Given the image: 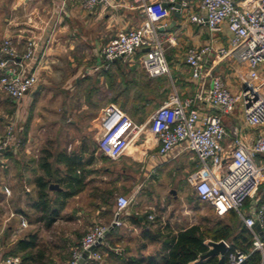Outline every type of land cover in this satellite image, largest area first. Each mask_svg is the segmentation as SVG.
I'll return each mask as SVG.
<instances>
[{
    "label": "crops",
    "instance_id": "obj_1",
    "mask_svg": "<svg viewBox=\"0 0 264 264\" xmlns=\"http://www.w3.org/2000/svg\"><path fill=\"white\" fill-rule=\"evenodd\" d=\"M111 1L112 7L99 5L94 11L89 12L71 3L63 8L64 0H0V44L4 38H12L17 49L23 52L26 39H34L38 43L36 59L28 66L38 75L39 84L36 90L19 103L11 101L5 95H0V138L5 134L8 124L14 123L15 127L17 126L15 138L20 141L18 146L11 147L0 156V211L4 210L10 215L9 221L13 220L18 224L17 229L9 237L12 241L26 238L17 236L28 228L36 226L50 231L62 221L88 222L87 217L90 216L81 204L82 198H87L89 204H92L95 195L99 197L105 189L112 188L115 191L113 198L116 201L118 193L129 194L124 189L122 179L129 180L133 177L130 172L131 162L137 160L143 162L141 164H144L145 170L149 173L162 165L164 161L158 156L159 147L156 139L152 142L144 139L136 147L131 146L125 155L116 161L123 162L120 170L106 167L104 156L97 150L103 110L111 104L121 103L123 109L118 107L130 118L138 116V112L142 109L147 112L154 101L152 96L165 93L162 82H165L167 77L174 89L171 95L177 94L182 100L194 97L203 86L206 88L210 86L212 77L207 76L203 80L204 83L192 79L191 70L185 61L188 50L211 43L215 50L229 46L230 35L226 25L223 27V32L211 35L206 25L191 21L193 15L206 16V13L200 9L198 1L191 3L182 13L169 9V16L159 24L158 32L164 42L165 55L170 64V76L151 79L146 75L149 79L141 83L136 81L137 69L134 65L126 64L127 60L106 63L103 50L121 32L142 26L145 21L142 4L134 0ZM159 1L166 0H151L152 3ZM176 14L179 16L177 17ZM143 53L144 51H140L136 55L141 59ZM231 60L238 64L234 57L222 58L214 53L207 69L212 76H220L232 93H237L240 90V82L238 85L235 73L229 67ZM129 82L131 84L134 82L137 88L139 87V99L131 98L132 91L124 84ZM45 99L53 103L49 115L34 117L31 128L24 129V123L27 122L23 121L25 114L31 110L37 112L43 106ZM100 100H103L105 106H99ZM140 100L145 104L137 109L138 107L135 106ZM129 103L133 104L129 107ZM99 107L101 113L95 114L92 109ZM9 109L16 110L10 120ZM207 110L209 109H204ZM90 117L93 122L98 123V136L93 134L90 136L91 129L83 125ZM223 120L227 130V137L223 142L226 150H229L237 137L251 145L259 133L258 129L246 125L244 111L236 110L234 114L224 116ZM38 122L44 125L40 130H34ZM73 129L80 132V137L63 143L61 136L66 137ZM46 135L53 137L51 139L53 143H50V147L42 149L41 138H45ZM40 148L43 150L42 153ZM188 152L190 151L179 149L171 157L178 158L179 163L194 171V174L199 164L197 162L190 165L193 157H188L186 155ZM62 155L66 157L62 159ZM72 158L80 159L78 174L85 177L84 188L75 189V195L67 201L61 218L52 228L46 229L43 223L36 222L39 212L33 208L38 198L36 180L45 174L42 163L47 159L51 165L50 172L53 178L50 182L58 185L59 189L52 190L50 195L56 198L57 195L53 191H72L68 188L69 183L62 181L69 175L67 164ZM257 160L262 163L264 157L257 156ZM189 185L191 186L190 183ZM261 193L264 196V188ZM258 199L264 200V197ZM97 202L99 203V200ZM208 206L216 215L213 207ZM248 209L249 204H246L245 210ZM94 211L97 217L110 219L109 233L114 228L111 225L116 219V211H113V216L104 215V209ZM133 215L145 216L135 208L129 207L119 215V219L124 228L130 230V241H144L141 238V226L131 222ZM92 218L90 224L97 225ZM222 218H227V214ZM240 221L242 222L241 219ZM108 233L104 241H124L122 237H108ZM261 235L264 239V234ZM83 237L61 231L55 241H80ZM70 261L71 259L64 264H70Z\"/></svg>",
    "mask_w": 264,
    "mask_h": 264
},
{
    "label": "built area",
    "instance_id": "obj_2",
    "mask_svg": "<svg viewBox=\"0 0 264 264\" xmlns=\"http://www.w3.org/2000/svg\"><path fill=\"white\" fill-rule=\"evenodd\" d=\"M134 1L142 4L145 21L141 27L121 32L112 39L103 50V58L106 63H111L130 59L144 51L141 66L151 79L170 76V64L158 32L159 24L169 16V9L182 13L191 3L198 1L206 16H191L193 23L206 25L211 35L223 32L224 25L227 26L230 35L227 48L215 50L211 43L189 49L186 54L185 61L192 79L204 83L203 80L210 76V86H203L192 98L182 100L177 94L171 95L149 120V131L158 143V156L164 162L179 149L196 155L200 167L189 177L195 194L202 203L212 206L218 217L230 212L238 214L254 236L252 250L261 253V264H264V239L257 232V226L264 232V200L257 198L264 167L256 163L257 156L264 157V0ZM70 3L89 12L99 5L112 7L111 0H64L62 7ZM37 49L38 43L34 39H26L23 52L17 49L12 38L2 40L0 95L19 103L36 90L38 75L28 66L36 59ZM214 53L222 58L234 57L244 67L243 71H237L238 93H232L220 76L208 73V62ZM238 107L245 113L246 125L258 129L259 133L251 145L237 137L226 150L223 142L227 130L223 117L234 114ZM15 128L14 123L8 124L0 138V156L20 144L15 138ZM145 128L146 125L139 126L117 105L111 104L103 110L97 150L111 161H118L130 144L141 141ZM246 204H249L248 210H245ZM129 206L128 197H117L115 227L123 225L119 215ZM109 228L93 226L73 249L70 264H79L86 251L89 254L85 264L101 261L102 255L97 247L103 245ZM223 242L228 248L225 264L246 263L247 254L233 249L227 241ZM21 262L20 257L0 258V264Z\"/></svg>",
    "mask_w": 264,
    "mask_h": 264
},
{
    "label": "rangeland",
    "instance_id": "obj_3",
    "mask_svg": "<svg viewBox=\"0 0 264 264\" xmlns=\"http://www.w3.org/2000/svg\"><path fill=\"white\" fill-rule=\"evenodd\" d=\"M126 64H132L134 65L135 69H137V73L135 75L136 81L145 83L149 79L143 71L140 57L138 55H134L129 60L127 59ZM229 64L230 69L233 73H235L234 76L237 84L239 85L240 81L238 79L237 71H243L244 67L239 63L237 64V62L233 60H231ZM167 79L170 81L168 77ZM124 84H126L132 91L131 98H138L140 91L139 87L137 88L134 82L132 84L130 82L129 84ZM168 89L169 93L167 92V88L164 86L163 91H165V93H158L159 95L154 94L152 96L154 98V101L153 104H151V107L148 108L147 112L142 109L140 110V112H138V116L132 117L130 115L133 121L139 126L146 125V128L144 129L140 137L141 141L144 139L150 140L151 142L155 141V138L149 131L150 125L148 122L155 111L159 107H161L169 98V96L174 92L171 81L170 87ZM47 93L48 91L46 92V94ZM26 97L24 99H26ZM124 99L126 100L127 98L125 97ZM52 104V102L45 99V101H43L42 103L43 106L37 112H33L34 110H31L29 111V113H26L23 118V121H27L24 123V129L31 128L32 120L34 117L40 118L41 115H44V117L45 115H49ZM131 104L133 103H129V107L131 106ZM144 104V101L140 100V102L136 103L135 107H138L137 109H139L141 106L143 107ZM99 106H105V104H103V100H100ZM117 106L123 109L121 107V103H118ZM92 110L93 112H95V114L101 113L100 107ZM237 110L243 111L240 107H238ZM15 111V109H9V120L13 117ZM75 117L76 114L74 115V118ZM142 119H144V121H142ZM18 120L19 119L17 118L16 121ZM43 125L44 124L42 122H38L34 130H40ZM83 125L91 129L90 136H92V134L98 136V123L93 122L91 117L90 119H86L85 124ZM71 131L72 132H70L66 137L64 135L61 136L64 140L63 143L70 142L71 140L80 137V132H77L76 129H73ZM17 135L19 139V134L17 133ZM50 137H47L46 135L45 138H41L43 143L41 146L42 149L43 147H50V143H53L51 142V139L53 137ZM140 142H137L135 145L133 143L131 146L136 147L138 144H140ZM42 149L40 150L41 153L43 151ZM186 155L188 157H193V161L190 162V165H194L198 162V159L194 153L188 152L186 153ZM98 156L101 157L100 154H98ZM183 157L186 158V156ZM122 163L123 162L105 161V166L118 171L122 168ZM141 163L143 162H140L139 160H137V162H131L132 166H130V172H132L133 177L129 180H126V178L122 179V184L125 186L124 189L128 191L129 194H126L124 192L118 193L116 198L120 195L128 197L130 199V207L135 208L139 213H142V215L147 214L149 216L150 222L154 224V227L161 225H170L172 228L178 230L180 228H187L193 225L211 227L217 220L220 219H223L227 222L229 221L228 218H220L216 216L208 205L198 202L197 196L188 182V177L193 174L194 171L179 163L178 158H169L167 162H163L162 165L160 164L156 168V170H153L152 173L147 172L145 170L146 167ZM256 163L258 166H264V162L260 163V161L257 160ZM125 165L127 166L128 164ZM263 188L264 171L263 180L261 181L259 191L257 192L258 198L264 197L261 193ZM173 192H175L176 195H174ZM81 200L82 206L86 208L90 216L87 217L88 222L84 220L80 223L62 221L59 222V224L50 231L36 226L34 228H28L17 237L23 238L27 237L31 233H37L40 239L41 249L47 251L48 263L50 264L51 262L53 264H64L71 259L72 249L77 247V245L81 243V240L55 241L59 232L68 231L75 235L79 234L85 236V234L93 227L92 224H90L92 222V217V219H95V221L97 222V225L108 227L110 225V219H107L103 216H98V218L95 215L94 208L91 203L89 204V200L87 198H82ZM104 208L108 209L109 207L105 205ZM9 217L10 215H8L4 210L2 212L0 211V256H3L5 253H7L10 246L15 243V241H12L11 238H7V234L9 233V231H11V234L9 236H12L13 232L17 229L16 226L18 224L14 223L13 220L9 221ZM150 217H152V219H150ZM118 228L120 229L118 237H122L124 241H104L103 247L98 249V251L102 255V260L99 262H94V264H130V259L132 258L141 259L142 257L147 258L151 255L157 254L160 245H152L150 243L146 244V242L144 241H130V230L125 229L123 225L119 226ZM144 244H146V249H141ZM110 252L114 253V255H111Z\"/></svg>",
    "mask_w": 264,
    "mask_h": 264
},
{
    "label": "trees",
    "instance_id": "obj_4",
    "mask_svg": "<svg viewBox=\"0 0 264 264\" xmlns=\"http://www.w3.org/2000/svg\"><path fill=\"white\" fill-rule=\"evenodd\" d=\"M165 79L162 85L167 88V92L169 93L168 88L170 87V81L167 78ZM142 121H144V119H142ZM65 157L66 156L62 155V159ZM103 158L105 161H111L107 157ZM42 164L45 174L38 177L36 180L38 198L33 208L39 212V217L36 218V222L43 223L46 229H50L61 218L62 211L65 209L67 201L75 195V189L77 187L84 188L85 177L78 174L81 164L80 159L72 158L67 164L69 175L66 179L62 180L63 182L69 183L68 188L72 191H53L55 195H57L56 198H53L50 195L52 190H54L50 187L52 185L50 179L53 178L50 172L51 165L47 162V159L44 160ZM114 193V189L107 188L99 197L95 195L91 204L94 210L104 209V215L113 216V211H116V201H114L113 198ZM197 199L198 202L202 203L198 197ZM98 200L100 203L97 202ZM105 205L109 208H104ZM227 218L229 220L228 222L220 219L211 227L193 225L189 228H180L176 230L170 225L154 227L148 215L141 217L133 215L131 217V222L141 226L142 240H144L146 244L160 245V248L157 254L147 258L130 259V264H216L218 263V258L212 257L204 261L200 260V257L209 251L207 245L209 241H227L233 249L239 250L249 256L245 264H261V253L252 250L254 242L252 232L240 221L236 212L228 213ZM119 232L120 229L114 227L108 233V237L117 238ZM10 234L11 231L7 234V238L10 237ZM146 244H144L141 249H146ZM78 246L79 244L77 247ZM102 247L103 245L97 247V250ZM110 254L114 255L112 252H110ZM10 257H20L22 260L21 264H49L47 251L41 249L37 233L30 234L26 238L19 239L13 243L7 253L0 258L5 260ZM50 264L53 263L50 262ZM86 264L94 263L88 262Z\"/></svg>",
    "mask_w": 264,
    "mask_h": 264
},
{
    "label": "water",
    "instance_id": "obj_5",
    "mask_svg": "<svg viewBox=\"0 0 264 264\" xmlns=\"http://www.w3.org/2000/svg\"><path fill=\"white\" fill-rule=\"evenodd\" d=\"M165 6H167V5H165ZM177 9H180V5H177ZM176 16L178 17L179 14H176ZM50 187H51V189H59L58 185L52 184ZM173 194H175V192H173ZM113 227H115V224L112 225V228ZM257 230L259 233L264 234V232L260 226H257ZM209 247H210L209 251L205 255H202L200 257V260L204 261V260H207L209 258L214 257V258L219 259L218 264H225V257H226V253L228 250L226 244L223 241H221V242L210 241ZM88 254H89V251L84 252L79 264H85V261L88 257Z\"/></svg>",
    "mask_w": 264,
    "mask_h": 264
},
{
    "label": "bare ground",
    "instance_id": "obj_6",
    "mask_svg": "<svg viewBox=\"0 0 264 264\" xmlns=\"http://www.w3.org/2000/svg\"><path fill=\"white\" fill-rule=\"evenodd\" d=\"M132 144H133V143H132ZM132 144H130V146L128 147V150H129V148L131 147Z\"/></svg>",
    "mask_w": 264,
    "mask_h": 264
}]
</instances>
